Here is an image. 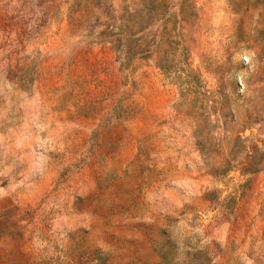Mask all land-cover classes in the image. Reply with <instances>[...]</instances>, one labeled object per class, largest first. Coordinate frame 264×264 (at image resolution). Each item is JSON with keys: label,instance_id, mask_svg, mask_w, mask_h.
I'll list each match as a JSON object with an SVG mask.
<instances>
[{"label": "rangeland", "instance_id": "rangeland-1", "mask_svg": "<svg viewBox=\"0 0 264 264\" xmlns=\"http://www.w3.org/2000/svg\"><path fill=\"white\" fill-rule=\"evenodd\" d=\"M163 4L0 0V264H264V9Z\"/></svg>", "mask_w": 264, "mask_h": 264}, {"label": "trees", "instance_id": "trees-1", "mask_svg": "<svg viewBox=\"0 0 264 264\" xmlns=\"http://www.w3.org/2000/svg\"><path fill=\"white\" fill-rule=\"evenodd\" d=\"M150 1L152 4L155 5V7L150 11L151 12V18L150 20L146 23V25L144 24H140L138 21H135V44L137 46V44H139V42L142 41L143 38H140L142 34H144L145 32H150L152 30H156L159 31L158 29V25H161V40L163 39V35L168 36L171 35V32L168 31V25L170 24V18L171 15L169 14V10L168 8H165L163 3H165V0H148ZM258 5L262 6L264 9V0H257ZM164 7V8H163ZM143 12L140 13H136L135 14V18H144L143 16ZM163 34V35H162ZM158 38V35H157ZM168 41V45L172 46L173 44H175L174 41L170 40V38H167ZM157 44L156 42V37H155V41L152 44V47H155V45ZM151 51L148 50H141V48H136L135 50V59H139V60H144L145 59V55L149 56L151 53ZM170 56V57H169ZM171 58V59H170ZM172 60V61H171ZM165 63L163 64V68L164 69H168L170 71H177L180 70L184 73L188 72L187 69V59H185V55H184V49L181 48H174L171 50H167L166 52V56H165ZM176 63V64H174Z\"/></svg>", "mask_w": 264, "mask_h": 264}]
</instances>
